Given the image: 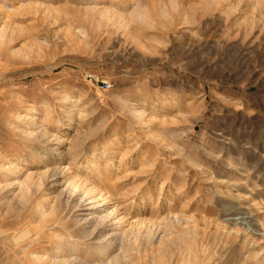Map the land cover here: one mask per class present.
<instances>
[{"label": "rangeland", "instance_id": "rangeland-1", "mask_svg": "<svg viewBox=\"0 0 264 264\" xmlns=\"http://www.w3.org/2000/svg\"><path fill=\"white\" fill-rule=\"evenodd\" d=\"M0 264H264V0H0Z\"/></svg>", "mask_w": 264, "mask_h": 264}]
</instances>
